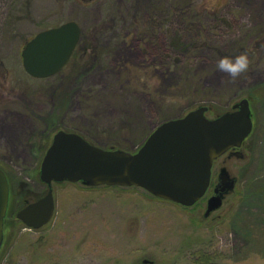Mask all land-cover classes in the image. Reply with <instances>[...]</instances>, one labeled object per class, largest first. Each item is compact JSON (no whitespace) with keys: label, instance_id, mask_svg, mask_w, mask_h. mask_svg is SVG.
Listing matches in <instances>:
<instances>
[{"label":"rangeland","instance_id":"374dc122","mask_svg":"<svg viewBox=\"0 0 264 264\" xmlns=\"http://www.w3.org/2000/svg\"><path fill=\"white\" fill-rule=\"evenodd\" d=\"M69 20L82 28L77 57L30 76L26 42ZM243 52L246 73L218 69ZM0 61V168L11 187L0 264H264V0H0ZM243 98L254 130L246 156L227 162L235 190L209 216L204 198L187 207L136 186L62 182L47 225L17 219L47 193L40 167L59 130L135 152L161 123L201 106L213 119Z\"/></svg>","mask_w":264,"mask_h":264},{"label":"water","instance_id":"95a60500","mask_svg":"<svg viewBox=\"0 0 264 264\" xmlns=\"http://www.w3.org/2000/svg\"><path fill=\"white\" fill-rule=\"evenodd\" d=\"M81 32L80 25L71 20L37 33L21 51L25 71L40 79L60 72L70 61ZM208 110L201 106L161 123L134 153L104 149L79 133L59 130L40 167V180L48 186L47 193L21 209L17 219L30 229L47 225L55 213L52 185L62 182H81L89 187L136 186L155 197L193 206L210 186L214 161L229 149L241 147L254 129L248 98L213 119L207 117ZM229 175L220 174L215 193L208 200L206 217L235 190L237 179ZM9 198V180L0 168V248Z\"/></svg>","mask_w":264,"mask_h":264},{"label":"flooded vegetation","instance_id":"af4514ba","mask_svg":"<svg viewBox=\"0 0 264 264\" xmlns=\"http://www.w3.org/2000/svg\"><path fill=\"white\" fill-rule=\"evenodd\" d=\"M81 36H82V32H81ZM244 144H245V142L243 143V145L241 146V147H239V148H231V149H229L225 154H223L221 157H219V158H217L215 161H214V163H213V166H212V177H213V169H214V167L216 166V165H218V169H219V172H218V178H217V181H216V183H214V184H212V177H211V183H210V186H209V188H208V190H207V192H206V194L204 195V199H205V204H206V206H205V213H206V209H207V205H208V200L214 195V193H215V188H216V185L219 183V177H220V174L221 173H227L228 175H229V172H228V170H227V162L231 159V158H233V157H243V156H246L245 154H244ZM223 157V159H222V162H218V160L220 159V158H222ZM230 176V175H229ZM229 194V193H228ZM228 194H226L225 196H224V198L228 195ZM224 198H223V201H224ZM202 199V198H201ZM200 199V200H201ZM199 200V201H200ZM10 201H11V188H10ZM198 201V202H199ZM33 202H35V201H33ZM197 202V203H198ZM32 203V202H31ZM196 203V204H197ZM29 204V203H28ZM28 204H26V205H24V207L25 206H27ZM196 204H194V205H196ZM24 207H22L21 209H23ZM20 209V210H21ZM8 210H9V207H8ZM19 210V211H20ZM18 211V212H19ZM217 211V210H216ZM216 211H214V212H216ZM18 212H17V214H18ZM214 212H212V213H214ZM211 213V214H212ZM7 215H8V211H7ZM7 215H6V218H5V221H4V238H5V235H6V231H7V228H6V221H7ZM206 217V216H205ZM22 222V221H21ZM23 223V222H22ZM24 224V223H23ZM25 225V224H24ZM25 227H27L26 225H25ZM3 246H4V239H3V243H2V246H1V248H0V254H1V252H2V250H3Z\"/></svg>","mask_w":264,"mask_h":264},{"label":"clouds","instance_id":"9594fccd","mask_svg":"<svg viewBox=\"0 0 264 264\" xmlns=\"http://www.w3.org/2000/svg\"><path fill=\"white\" fill-rule=\"evenodd\" d=\"M251 61L247 52L235 56L226 55L217 61L219 70L228 73L233 79L249 70Z\"/></svg>","mask_w":264,"mask_h":264},{"label":"trees","instance_id":"16d2710c","mask_svg":"<svg viewBox=\"0 0 264 264\" xmlns=\"http://www.w3.org/2000/svg\"><path fill=\"white\" fill-rule=\"evenodd\" d=\"M79 46H80V43H79ZM77 57V49H76V51L74 52V55H73V57H72V60L73 59H75ZM98 57V56H97ZM71 60V61H72ZM1 62V61H0ZM48 148V147H47ZM47 148H46V150H47ZM46 150H45V152H46ZM8 179H9V177H8ZM9 183H10V181H9ZM203 258V257H202ZM205 261H206V259H205Z\"/></svg>","mask_w":264,"mask_h":264}]
</instances>
